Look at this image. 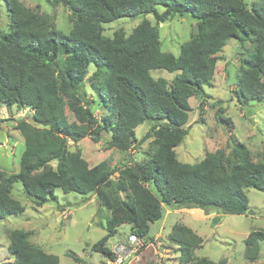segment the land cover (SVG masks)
I'll list each match as a JSON object with an SVG mask.
<instances>
[{
	"label": "trees",
	"instance_id": "16d2710c",
	"mask_svg": "<svg viewBox=\"0 0 264 264\" xmlns=\"http://www.w3.org/2000/svg\"><path fill=\"white\" fill-rule=\"evenodd\" d=\"M3 1L9 23L8 31L0 32V103L29 107L30 119L13 123L24 149L17 172L0 169V218L23 212L11 195L16 182L37 205L55 199L56 188L93 194L109 213L104 235L91 248L112 259L106 242L117 228L128 225L129 235L144 243L165 206L221 214L249 211L245 189L264 192V157L250 160L245 145L237 143L236 160L219 148L187 163L176 158L174 147L187 133L183 126L191 111L189 97L212 78L217 53L229 39L251 45L240 58L233 91L237 101L244 105L264 98V0H259V8L243 0H54L70 11L69 36L58 35L54 14L32 10L19 0ZM135 17L141 19L129 33L117 29L111 36L104 34V24ZM173 17L195 23L178 55L163 51L159 36L158 23ZM92 65L93 73L86 78ZM153 69L174 75L170 82L154 78ZM85 78L99 81L97 92L106 110L100 119L92 111ZM146 119L157 121L143 136H152L157 148L139 163L116 169L105 161L89 166L79 150L69 149V141L86 136L97 141L108 133L107 146L127 150L136 140L135 127ZM29 236L24 229L9 231V264H59L55 254L31 243ZM168 240L176 245L180 264L226 262L196 257L202 239L185 224L175 223ZM261 241L264 231L247 233L246 259L258 257Z\"/></svg>",
	"mask_w": 264,
	"mask_h": 264
},
{
	"label": "rangeland",
	"instance_id": "374dc122",
	"mask_svg": "<svg viewBox=\"0 0 264 264\" xmlns=\"http://www.w3.org/2000/svg\"><path fill=\"white\" fill-rule=\"evenodd\" d=\"M24 6L38 12L54 14V25L58 35L69 36L71 30L70 11L61 2L54 0H19ZM249 7L261 6L259 0H243ZM162 10V9H161ZM154 22L152 15L146 16ZM141 17L121 18L103 25L105 35L122 29L129 33ZM9 12L0 0V32L8 31ZM161 49L178 55L180 45L195 31V23L187 17H173L158 23ZM251 50L248 41L229 39L217 53V61L212 78L194 90L188 102L191 111L183 126L187 130L181 143L174 147L176 158L181 162L195 163L205 154L216 149H224L227 157L235 158V146L242 143L249 151L252 161L264 157V98L251 100L244 105L234 95L236 79L240 71V58ZM89 67L86 78L93 73ZM154 78L164 77L169 82L174 73L164 69H153ZM85 78V79H86ZM99 81H85V90L91 107L98 119L106 113L97 92ZM202 103V108L200 107ZM66 113H68L66 111ZM220 114L217 117L216 114ZM71 119L70 114L68 115ZM30 119V109H19L15 105L7 107L0 103V169L6 173L17 172L19 159L24 149L23 137L13 128L15 119ZM157 121L146 119L134 129L136 140L127 150L107 146L108 133H103L94 141L86 136L78 142H68L70 150H79L82 157L92 166L105 161L116 169L125 164H135L150 157L157 145L152 136L143 138L148 129ZM54 165V162L51 163ZM118 172L113 173L116 177ZM56 198L41 205L33 202L22 188L21 183L13 184L11 195L23 206V212L0 218V264H9L13 256L8 252V233L13 229L30 232V242L55 254L59 264H116L104 254L92 250L91 246L101 238L102 227L109 211L100 208L93 194L80 195L54 190ZM249 211L243 214H221L199 208L164 207L163 217L150 224L145 242H130L128 225H121L110 237L106 246L113 253L115 244L124 243L125 251L135 249L130 260L120 264H180L176 245L168 240V233L175 223L185 224L202 239L201 247L194 251L196 257H206L213 261L225 259V264H264V241L255 260L244 255V238L251 230L264 231V192L246 188ZM76 257L77 259H74Z\"/></svg>",
	"mask_w": 264,
	"mask_h": 264
},
{
	"label": "built area",
	"instance_id": "2783aa9c",
	"mask_svg": "<svg viewBox=\"0 0 264 264\" xmlns=\"http://www.w3.org/2000/svg\"><path fill=\"white\" fill-rule=\"evenodd\" d=\"M130 242H136L139 241L138 238H136L135 235H129L128 236ZM126 245L124 243H117L113 246L112 251L114 252V258L113 262L116 264H120L124 261H128L131 258L132 253L135 251V249L130 248L128 252L125 251Z\"/></svg>",
	"mask_w": 264,
	"mask_h": 264
}]
</instances>
